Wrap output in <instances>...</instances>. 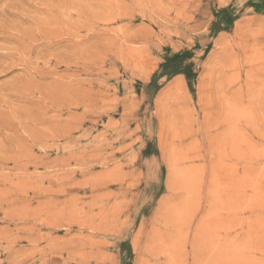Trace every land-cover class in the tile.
I'll return each mask as SVG.
<instances>
[{
    "label": "rangeland",
    "instance_id": "374dc122",
    "mask_svg": "<svg viewBox=\"0 0 264 264\" xmlns=\"http://www.w3.org/2000/svg\"><path fill=\"white\" fill-rule=\"evenodd\" d=\"M0 264H264V0H0Z\"/></svg>",
    "mask_w": 264,
    "mask_h": 264
},
{
    "label": "bare ground",
    "instance_id": "6f19581e",
    "mask_svg": "<svg viewBox=\"0 0 264 264\" xmlns=\"http://www.w3.org/2000/svg\"><path fill=\"white\" fill-rule=\"evenodd\" d=\"M72 27H73V26H72ZM76 28H77V26H76ZM36 29H37V28H36ZM70 29H71V28H70ZM39 30H41V29H39ZM41 31H42V30H41ZM59 31H60V30H59ZM65 31H66V30H65ZM67 31H69V29H68ZM67 31H66V33H67ZM73 31H75V30H73ZM73 31H72V32H73ZM78 31H79V29H78ZM16 32H17V31H16ZM23 32H24V31H23ZM36 32H37V31H36ZM75 32H76V31H75ZM17 33H18V32H17ZM17 33H16V34H17ZM19 33H22V31L19 32ZM19 33H18V34H19ZM42 33H44V32L42 31ZM73 33H74V32H73ZM38 34H40L39 31H38ZM60 34H61V33H60ZM62 34H65V32H63ZM69 34H71L70 31H69ZM20 35H21V34H20ZM22 35L25 36L26 34L23 33ZM45 35H46V34H45ZM50 35H52V34H50ZM66 35H67V34H66ZM72 35L75 36V34H72ZM17 36H19V35H17ZM17 36H16V37H17ZM24 36H23V37H24ZM60 36H62V35H60ZM25 37H27V36H25ZM28 37H30V36H28ZM43 37H44V35H43ZM45 37H46V36H45ZM45 37H44V38H45ZM48 37H50V36H48ZM79 37H80V36H79ZM18 38H20V37H18ZM18 38H17V39H18ZM46 38H47V37H46ZM26 39H27V38H26ZM29 39H30V38H29ZM50 39H51V37H50ZM77 40H78V39H77ZM23 41H24V39H23ZM21 42H22V40H21V41L19 40V43H20V44H21ZM22 43H23V42H22ZM76 43H77V42H76ZM23 44H25V43H23ZM21 45H22V44H21ZM24 46H25V45H24ZM20 47H21V46H20ZM28 47H29V46H28ZM25 48H26V47H25ZM7 49H9V48H7ZM11 51H12V50H11ZM13 51H14V50H13ZM22 51H24V49H23ZM22 51H21V54H23V56H25V55H24L25 53H22ZM27 51H28V50H27ZM27 51H25V52H27ZM7 53H8V52H7ZM12 54H15V53H12ZM6 55H7V54H6ZM8 55L11 56V53L8 54ZM19 55H20V54H19ZM19 55H18V56H19ZM63 56H64V55H63ZM63 56H61V57H63ZM19 57H20V56H19ZM56 58H57V57H56ZM59 58H60V57H59ZM76 58H77V57H76ZM63 59H64V58H63ZM68 59H69V58H68ZM70 59H71V58H70ZM73 59H74V58H72V60H73ZM56 60H57V59H56ZM64 61H65V60H64ZM56 62H57V61H56ZM59 62H60V61H59ZM78 63H79V62H78ZM54 64H55V63H54ZM54 64H53V65H54ZM78 65H79V64H78ZM55 66H56V65H55ZM72 66H73V65H72ZM74 66H75V65H74ZM65 67H66V66H65ZM70 67H71V66H70ZM30 68H31V67H30ZM31 69H32V68H31ZM37 70H38V69H37ZM34 72H35V71H34ZM67 88H68V87H67ZM70 90H71V89H70ZM72 91H73V90H72ZM72 91H71V92H72ZM68 92L70 93V91H68ZM74 93H75V92H74ZM75 96H76V95H75ZM73 102H74V101H73ZM77 102H78V101H77ZM77 105H78V104H77Z\"/></svg>",
    "mask_w": 264,
    "mask_h": 264
}]
</instances>
